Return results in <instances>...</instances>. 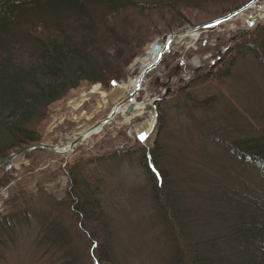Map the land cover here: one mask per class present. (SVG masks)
Segmentation results:
<instances>
[{
    "label": "trees",
    "instance_id": "16d2710c",
    "mask_svg": "<svg viewBox=\"0 0 264 264\" xmlns=\"http://www.w3.org/2000/svg\"><path fill=\"white\" fill-rule=\"evenodd\" d=\"M252 1L0 0V162L40 144L49 107L68 99L82 84L108 87L116 82L126 49H142L147 27L156 28L152 16L158 15L168 24L167 29H179L182 9L208 12L229 8L211 20L215 21ZM226 46L225 54L215 57L194 80L168 91L169 97L182 99L184 104L170 105L166 98L157 104L158 126L151 150L138 145L110 154V158L137 156L147 185V208L158 221L159 236L165 243L161 264H264V189L257 188L259 182L249 186L239 173L232 172L237 165L249 178L248 171L264 175V104L257 107L258 117H247L230 105L216 112L220 96L197 100L187 94L190 88L230 79L238 60L247 55L264 70V21ZM177 68L173 72H182ZM167 109L192 122L189 153L194 146L200 148L202 160L195 156L191 164L185 156L181 165L175 156L166 159L164 128L168 119H174L169 112L166 117ZM206 145H215L235 166L226 167L227 163L221 167ZM86 167L85 162L77 161L69 169L70 187L63 200H53L44 214H38L42 218L35 217L39 229L35 245L43 257L53 259L51 264H127L125 259L114 261L117 254L106 224L101 184L83 171ZM207 167L216 168L218 174L204 175ZM1 171L3 188L10 183V171ZM185 195L194 206L186 204ZM22 196L17 194L5 202L0 215L4 237L21 221L26 225L35 216L32 203L17 210ZM64 213H68L69 225ZM4 249L6 241L0 236V262Z\"/></svg>",
    "mask_w": 264,
    "mask_h": 264
},
{
    "label": "rangeland",
    "instance_id": "374dc122",
    "mask_svg": "<svg viewBox=\"0 0 264 264\" xmlns=\"http://www.w3.org/2000/svg\"><path fill=\"white\" fill-rule=\"evenodd\" d=\"M141 1L148 2V0ZM240 1L245 2L246 0ZM263 4L264 0H261L250 12L231 18L226 22L225 28L218 26L207 31H200L198 40L195 42L188 39L171 46L154 71L146 75V82L142 83L140 87L142 91L134 98L133 103L146 105L144 113L130 117L127 122L125 116L119 117L109 125H105L98 134L91 136L88 140L77 143L73 147L69 145L70 150L66 152H63V146L68 142H75L82 133L107 118L115 105L128 96L127 92L118 87L127 84L129 77L138 74L139 66L136 62L145 55L149 46L166 36L180 32L186 33L188 30L214 22L211 20L223 16L224 11L229 8L208 12H200L198 9H182L180 12L183 20L179 22V26H181L179 29H167L168 24L160 20L158 15L152 16V20H156L158 23L156 28L147 27L149 31L146 32L144 38L146 44L142 49L137 51L139 46H130L126 49L124 62L117 71L119 72L118 78L114 79L116 82H111L108 87L101 84H82L81 88L73 92L68 99L49 107L47 117L42 123L40 144L58 146L55 150L60 152L58 154L60 156L48 151L37 150L17 157L9 163L11 166L8 176L10 183L6 187L0 188V215L4 214L6 209L5 202L21 193L23 196L16 206L17 210H23L27 202L32 203L30 205L33 206L31 212H34L35 216L29 217L30 221L26 225L24 220L21 221L18 227L16 226L6 234V237L0 234L6 241V249L3 250L4 259L0 264L53 263V259L43 257L42 251L35 245L39 232L38 219L35 217L42 218L38 214L47 210L53 200L57 202L63 200L70 187L69 169L77 161L85 162L87 167L83 171H88L94 181L101 184V200L107 214L106 224H108V230H111V245L117 254L114 261L122 262V259H125L127 264H161V259L164 257L161 247L165 243H162V237L159 236L161 228L158 221L154 216L152 217L147 208V185L137 156L123 155L110 158V154L124 153L129 148L138 145L151 150L158 126L157 104L155 117H152L151 105L154 106V104L151 102L165 97L170 105L184 104L182 99L174 101L175 99L169 97L168 91L171 88H176L180 83L186 85L194 80L196 75L198 76L201 71L204 72L205 68L213 63L215 57L225 54L227 42L234 44L236 41L231 42L233 38L236 37L235 40H237L242 34L253 30L256 25L263 22L264 16L259 17L258 20L253 17L254 13L261 10ZM167 19L171 23V17ZM250 21H256V23L248 28ZM205 43L207 46L204 47ZM175 68L182 72H173ZM187 94L197 100L220 96L214 108L216 112L230 105L240 109L247 117L255 115L258 117L261 113L260 108L257 107L259 104H264V70L257 66L250 55H247L238 60L230 79L215 85L190 88ZM223 95L224 97H221ZM230 103H234L233 106ZM76 104L80 106L77 107ZM68 105H72V109H69ZM170 105L167 107L169 108ZM168 112L170 113L169 118L174 119H168L164 128L163 141L168 145L166 146V150H168L166 159L170 161L175 156L177 163L181 165H184L182 160L185 156L190 157L189 163L191 164L194 163L192 159L196 157L202 160L203 156L199 155L200 148L195 150L194 146L192 148L194 152L189 153L193 146L192 122L181 117L180 112H178V116L176 111H169V109H167L166 117ZM141 136L146 137L147 142L141 140ZM194 142L198 143L195 140ZM202 146L200 145L201 148H203ZM206 146L207 152H212L218 157L221 167L227 163L226 167L235 166L215 145H210V148L208 145ZM200 164L197 163L196 166ZM201 167H203L202 164ZM215 169L207 167L206 170H203L204 175L211 176L210 172L215 173ZM233 169L232 172L239 173L241 179L249 186L259 182L257 188L264 189V175L258 171L255 174L247 170L251 176L249 178L241 174L237 165ZM1 170L5 171V168H0V177L3 176ZM170 171H172V175H176L174 169H170ZM257 175L261 177H256ZM186 190L191 191L192 188L191 190L186 188ZM186 196V204L194 206L192 199H188ZM47 218L49 217L47 216ZM63 218L69 225L68 213H64ZM100 222L101 225L104 223ZM100 222L96 221L98 225ZM150 253L154 255L152 258H150ZM123 264L125 263L123 262Z\"/></svg>",
    "mask_w": 264,
    "mask_h": 264
},
{
    "label": "water",
    "instance_id": "95a60500",
    "mask_svg": "<svg viewBox=\"0 0 264 264\" xmlns=\"http://www.w3.org/2000/svg\"><path fill=\"white\" fill-rule=\"evenodd\" d=\"M261 0H253L251 3H249L247 6H245L244 8H242L240 11L233 13L229 16H226L222 19H219L217 21L208 23L206 25L194 28L192 30H188L186 32L189 31H193V32H200V31H206L208 29H212L218 26H222L223 28L226 27V22L229 21L231 18L236 17L238 15H242L244 13H248L250 12V10H253L255 8L256 5H258L260 3ZM257 14L254 13L253 17H256ZM256 23V21H250L248 24V28H251L254 24ZM185 33V32H180ZM178 33V34H180ZM178 34H172L169 36H166L160 40H158L159 42H162L164 40H167L169 37L174 36V35H178ZM235 38H233L231 40V42L236 41ZM168 52V49L165 48V50L161 53V55L159 56V58L157 59V61L152 64L151 66H149V68H147L146 70H143L140 74H138V76L140 75V78L143 79L144 77H146V75H148L149 73H151L152 71H154V69L157 67V65L162 61L163 57L165 56V54ZM139 73V72H138ZM139 91H134L130 94H128V96L121 100L118 104L115 105V107L111 110L110 114L107 116V118H105L103 121L99 122L96 126H94L92 129H98V127H100V130L105 126V125H109L110 122H113L115 119L125 116V117H130V115L132 114L133 111V104H131L132 100L134 99V97H136L138 95ZM165 99V97H161L158 100H154L152 102L153 105H151V114L152 116L155 117V106L156 104L162 102ZM121 109H124L123 114H120L119 111H121ZM91 130V129H90ZM90 130L87 131V133L83 134L81 137H79L78 139L75 140V143H80L86 139H88L89 137H91L92 135L90 134ZM57 149L56 146H51V145H45V144H38V145H34V146H30L27 147L25 149H22L18 152H15L13 154H11L10 156H8L5 160H3L2 162H0V168L5 167L6 171H9L11 169V166L9 165L10 162L14 161L17 157L23 156L27 153H30L32 151H36V150H45L48 152H52L54 153V150Z\"/></svg>",
    "mask_w": 264,
    "mask_h": 264
},
{
    "label": "bare ground",
    "instance_id": "6f19581e",
    "mask_svg": "<svg viewBox=\"0 0 264 264\" xmlns=\"http://www.w3.org/2000/svg\"><path fill=\"white\" fill-rule=\"evenodd\" d=\"M256 14H257V16L255 17L256 20H258L259 17L264 16V4L262 5L261 10L259 12H257ZM198 33L199 32L189 31L186 33L171 36L167 40H164L162 42L156 41L154 44H152L151 46H149L147 48L146 53H144L145 55L141 59L137 60L136 64H138V66H139L138 67L139 68L138 74H140L143 70H146L147 68H149V66L154 64L157 61V59L159 58V56L161 55V53L165 50V48H167L169 50V48L171 46L177 45L180 42H182L184 40H188V39L191 42H195L196 40H198V37H199ZM138 74L136 76L133 75L134 77H129L127 84L119 86L118 88L127 92L126 94H130L134 91L141 90L140 89L141 84L145 83L146 80H145V77L143 79H141L140 75L138 76ZM95 91H96V89H95ZM133 102H134V99L131 102V104H133V111H132V114L130 116L131 118L134 116L142 115L144 113V109L146 107V105L144 103H133ZM151 104H152V102H151ZM76 105H74V106H76ZM123 112H124V109H121V111H119L120 114H123ZM130 117H125V121L126 122L129 121ZM99 131H100V128L95 129V130L91 129L90 134L91 135L97 134ZM85 133H87V131L82 133L80 136H82ZM75 144H76L75 142H72V143L68 142V144L63 146V148H62L63 152L70 150V147H73ZM69 145H70V147H69ZM54 153L60 154V152L58 153L57 150H54Z\"/></svg>",
    "mask_w": 264,
    "mask_h": 264
},
{
    "label": "snow or ice",
    "instance_id": "6c2138e0",
    "mask_svg": "<svg viewBox=\"0 0 264 264\" xmlns=\"http://www.w3.org/2000/svg\"><path fill=\"white\" fill-rule=\"evenodd\" d=\"M145 138H146V137H144V136H141V137H140L141 140H144Z\"/></svg>",
    "mask_w": 264,
    "mask_h": 264
}]
</instances>
